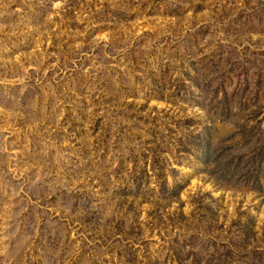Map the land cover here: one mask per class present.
Masks as SVG:
<instances>
[{
    "label": "rangeland",
    "instance_id": "obj_1",
    "mask_svg": "<svg viewBox=\"0 0 264 264\" xmlns=\"http://www.w3.org/2000/svg\"><path fill=\"white\" fill-rule=\"evenodd\" d=\"M0 264H264V0H0Z\"/></svg>",
    "mask_w": 264,
    "mask_h": 264
}]
</instances>
